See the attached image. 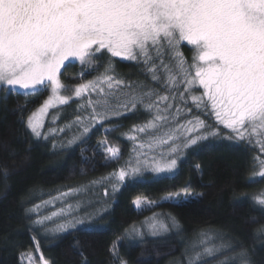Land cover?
<instances>
[{"label":"snow or ice","instance_id":"1","mask_svg":"<svg viewBox=\"0 0 264 264\" xmlns=\"http://www.w3.org/2000/svg\"><path fill=\"white\" fill-rule=\"evenodd\" d=\"M184 41L194 50L190 65L179 50ZM165 49L174 64L165 63ZM105 54L142 63L151 80L162 82L170 95H161L155 89L136 92L131 85L115 77L110 61L105 65L98 63ZM66 61H78L82 66L81 76L85 68L99 71L103 67V72L85 83L65 85L61 69L66 67ZM49 87V98L27 118V128L36 138H48V134L42 132L44 117L54 104L64 105L73 97L80 98L87 93L91 108L88 119L102 123L111 115L124 114L113 110L110 97L118 90L129 88L132 90L116 108L135 111L139 105L152 114L145 124L134 125L132 132L146 133L162 127L170 119L176 120L181 109L177 107L172 114L173 104L169 101H176L178 95L186 105L187 95L198 110H210L218 124L229 129L236 139L251 143L255 137L260 151L264 152V0H0V89L16 91L19 88L35 93ZM137 87L143 89L142 84ZM181 87L183 92H180ZM193 88L203 89L202 95H191ZM62 91H70L72 95H61ZM93 94L95 100L91 99ZM75 123L82 124V118L77 116ZM83 131L87 133L89 128L84 127ZM125 135L133 141L137 139L135 135ZM217 135V130L210 129L197 116L153 137L149 150L154 146L169 147L166 153H160L162 163L152 158V172L173 173L178 166L175 157L182 149L197 146ZM181 136L183 143H176ZM104 144L106 141L102 146ZM137 147L142 149L145 145L141 143ZM104 151L106 162L119 159L118 147L107 146ZM143 154H138L136 166L129 163L110 175L121 183L126 178H135L141 173L139 155ZM254 159L259 171L250 178L253 183L256 177L264 178V159ZM116 190L113 185V191ZM165 199L172 200L174 196L169 193ZM255 200L264 207V194ZM132 203L137 209L154 204L140 196ZM71 207L68 206L69 210ZM57 216L69 217L71 212L61 208L34 223L43 226ZM146 223L153 235L161 229L167 230L155 217ZM97 227L90 220L72 218L65 219L53 230L88 231ZM201 244L206 245L207 240H202ZM36 251H39L38 243ZM215 251L218 249L205 246L202 252L191 257L189 264H199L202 257ZM111 252L119 264H127L118 257L116 244ZM21 258H26L29 264H37L32 252L22 253ZM39 264H49L42 254ZM241 264L248 261L242 260Z\"/></svg>","mask_w":264,"mask_h":264},{"label":"trees","instance_id":"2","mask_svg":"<svg viewBox=\"0 0 264 264\" xmlns=\"http://www.w3.org/2000/svg\"><path fill=\"white\" fill-rule=\"evenodd\" d=\"M179 50L190 65L192 46L184 42ZM163 59L165 63H175L167 49ZM109 61L115 77L136 92L155 89L161 95H170L162 82L151 80L142 63L110 58L108 54L98 63L105 65ZM81 72L79 62H68L61 70V80L69 86L85 83L100 75L103 67L99 71L85 68L83 76ZM141 84L143 89L137 87ZM49 88L35 93L3 89L0 95V264H28L26 258H21L22 253L28 252L35 257L42 254L49 264H119L111 252L114 244L118 257L127 264H169L180 254L186 239L205 230L219 232L233 245L223 255L243 254L242 260L248 264H264V207L255 200L264 189V178L250 182L257 167L254 158L261 155L259 148L248 140L236 139L218 124L210 110H198L187 95L186 105L178 95L176 101H169L173 104L172 114L177 107L181 109L176 123L184 124L198 116L219 135L184 149L173 173L127 178L111 206L93 223L97 228H75L49 235L35 224L39 215L35 206L50 196L125 167V158L132 150V140L125 134L132 132L134 125H143L152 118L142 106L138 105L135 111L122 108L123 115L112 116L113 119L95 126L86 140L62 148L61 142L34 137L26 125L28 116L47 98ZM132 89L123 88L119 90L121 94L117 91L110 101L115 100V95L122 98ZM183 91L181 87L180 92ZM191 95H202V90L193 88ZM80 99L62 106L64 118L72 115ZM155 134L149 130L141 135ZM102 141L120 149L117 161L106 162L105 156L100 155ZM169 193L177 199L166 200ZM138 196L157 203L154 210L173 216L179 224L178 231L162 240L137 241L129 237V229L148 215L132 203ZM35 241L39 244L38 252ZM242 260L228 264H241Z\"/></svg>","mask_w":264,"mask_h":264},{"label":"rangeland","instance_id":"3","mask_svg":"<svg viewBox=\"0 0 264 264\" xmlns=\"http://www.w3.org/2000/svg\"><path fill=\"white\" fill-rule=\"evenodd\" d=\"M184 42L187 43L186 41ZM66 63H68V61H66L65 64ZM2 90L3 89H0V95H1ZM200 90H202L203 92V89H200ZM17 91L31 92V90H24V89H19V88L17 89ZM115 93H117V91ZM118 93H120L119 90H118ZM50 95H51V90L49 91L47 98L45 100H47ZM61 95L70 96L72 95V93L70 91H62ZM115 97H116L115 100H111V105L113 107V110L122 112V108H116V105L118 102L123 101V98L125 97V95L122 96V98L116 95ZM85 98L86 100H84ZM89 98L90 97L87 93L83 97H81L79 102L76 103L77 108L74 110L72 115L70 114V116L67 117V119L64 118V115H63L65 108H62V106L67 105V104H64V105L54 104V106L49 108L47 115L44 117V128L42 129L43 133L48 134V138L44 139L42 136L40 139L45 140V141L50 139L54 141L55 143H57V141L59 143L61 142L62 148H68L69 146L79 144L80 142L86 140V138L90 135L93 128L97 126L98 124H100L98 122L91 121L90 119H88L91 113V108L88 107ZM72 99H76V97H73ZM91 99L93 100L96 99L95 94L91 96ZM39 107H37V109ZM37 109H35L34 111H36ZM77 116H80L82 118L83 120L82 124L75 123ZM112 116H116V115H111V118ZM108 120L109 119H106L104 121H108ZM177 126L178 124L176 123V121L175 120L173 121L170 119L168 122L164 123L162 127H159L153 130L156 132L155 135L145 137L141 135L142 133H136V132L129 133L130 135H135L137 139L135 141L132 140L130 142V146L132 150L129 153V155L125 158V163H126L125 167H127L129 163L133 167L136 166L138 154L144 153L143 155H139V160L141 162V173L135 178L143 177L145 173L147 174L152 173L154 176L159 175V174L152 172L151 170V165L154 163L152 158L156 157V162L162 163L163 161L160 160V153L162 151L166 153L168 151L169 146L168 145H164L161 147L154 146L151 150H149L148 144L151 142V139L153 137L160 136L164 132L168 131L169 129L176 128ZM84 127L89 128V131L87 133H84L83 131ZM50 129H56L57 131L52 133L49 131ZM60 129H63V131L62 132L59 131ZM74 137L77 138L75 142L72 144H69L68 142L70 140H73ZM255 139L256 138L254 137L252 140V143L256 145L260 151V147L258 144H256ZM102 142H105V141H102ZM141 143L145 145V147L142 149L137 147V145ZM176 143L182 144L183 137L181 136V139L176 141ZM107 146H116V145L108 143V142H106V144H104L103 146L101 144L99 146L100 147L99 149H101L100 155H103V156L106 155L104 148ZM134 148H135V151H134ZM183 150L184 149H182V151ZM180 153H178L175 157L177 158V165L180 159L179 158ZM260 154L261 155L259 156V158L264 159V152L260 151ZM118 170H114V172ZM258 171H259V167H256V171L254 173H257ZM110 174L111 173L103 175L102 177H99L98 179H94L91 182H87V183L81 184L80 186L70 188L69 190L63 191L64 190L63 189L61 190L62 192H60V194L50 196L49 199H46L43 202L39 203L38 204L39 207L36 209V212L37 213L39 212L37 219H42L46 216H51L53 212H56L61 208L65 209L66 212L67 211L71 212V216L69 217H63V216L53 217L52 221H46L45 225L43 226L40 225V226L43 227L44 230H46V232L49 233V235L50 234L58 235L61 232L54 231L53 229H55L58 224L65 222V219H72V218L84 219L85 222L90 220L92 223L97 221L99 216L102 215L100 213H102L105 210V208L108 209L111 206V203L113 202V200L115 199L117 195L116 193L124 185L125 181L127 180L126 178V180L123 183H121L115 177L111 176ZM256 178L259 179V177H256ZM113 185H116L117 187L116 191H113ZM106 192H107V195H105ZM63 193H67V195H62ZM261 194H264V189L260 191V193H258L255 196V198L258 196H261ZM177 197L178 196H174V200H176ZM147 201L152 202L148 199ZM45 202H49V203H45ZM69 205L72 206L70 210L68 208ZM156 205L157 203H154L153 206H150V207L145 206L141 208V209H144L148 213V215L138 225H134L132 228L129 229V234H128L129 237L134 238L137 241L150 240V238L162 240L166 237L167 238L171 237L173 233L175 234L178 231L177 227L179 224H177L176 219L173 216H170V215L154 210ZM153 217L156 218L157 222L163 223L164 225H166L167 230L161 229L155 235H153L148 227V223H146V221L152 222ZM173 219L176 222L175 225L173 224ZM72 229H75V228H69L66 231H72ZM263 232H264V229H263ZM205 239L207 240V244L202 245L201 241ZM179 241H181V239H179ZM181 242L183 243L184 240H182ZM37 243L38 242H36V245ZM205 246L214 247L218 249V251H215L210 256L202 257L199 264H228L230 261H240L242 260V258L244 259L243 255H238L236 253L234 254L230 253L229 256L223 255V253L225 251H229L233 245L230 243L228 244L227 241L219 234V232L212 231V230H205V231H200L198 234L195 235L194 238L186 239L185 243L182 245V251L180 252V254L177 257H175L174 260H172L169 264H189V260L191 259V257L196 252H202L203 247ZM39 257L40 256L35 257L37 264H39ZM27 262L29 264L28 260Z\"/></svg>","mask_w":264,"mask_h":264}]
</instances>
